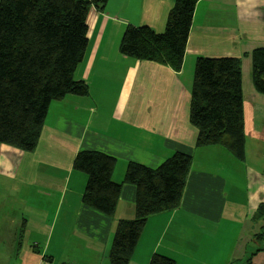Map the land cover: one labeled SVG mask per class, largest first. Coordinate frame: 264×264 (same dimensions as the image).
Returning <instances> with one entry per match:
<instances>
[{
    "label": "crops",
    "instance_id": "1",
    "mask_svg": "<svg viewBox=\"0 0 264 264\" xmlns=\"http://www.w3.org/2000/svg\"><path fill=\"white\" fill-rule=\"evenodd\" d=\"M176 0H109L87 17L89 45L75 78L87 96L49 107L39 144L25 152L0 143V264H111L119 219L135 216V185L125 182L116 215L83 200L82 150L115 157L117 182L129 162L156 168L176 152L194 158L179 207L157 208L129 264L163 254L176 264H235L262 222L264 94L252 81L253 50L264 47V0H199L182 69L121 54L129 25L165 29ZM241 60L245 159L222 145L198 147L190 122L196 58ZM253 264H264V251Z\"/></svg>",
    "mask_w": 264,
    "mask_h": 264
},
{
    "label": "trees",
    "instance_id": "2",
    "mask_svg": "<svg viewBox=\"0 0 264 264\" xmlns=\"http://www.w3.org/2000/svg\"><path fill=\"white\" fill-rule=\"evenodd\" d=\"M109 0H0V143L25 152L36 150L53 101L69 94L87 96L89 86L75 78L89 45L87 17ZM199 0H176L165 29L129 25L120 41L121 54L180 71ZM252 81L264 94V47L253 50ZM190 122L197 146L222 145L245 159V116L241 60L196 58L191 85ZM194 158L176 152L158 167L129 162L124 180L114 173L118 160L106 153L82 150L74 169L87 176L83 202L114 217L123 183L135 185V216L119 219L109 252L111 264H129L149 217L157 208L181 204ZM254 219L262 221L235 264H253L264 251V203ZM149 264H176L156 253Z\"/></svg>",
    "mask_w": 264,
    "mask_h": 264
},
{
    "label": "built area",
    "instance_id": "3",
    "mask_svg": "<svg viewBox=\"0 0 264 264\" xmlns=\"http://www.w3.org/2000/svg\"><path fill=\"white\" fill-rule=\"evenodd\" d=\"M43 264H49L48 262H45V263H43Z\"/></svg>",
    "mask_w": 264,
    "mask_h": 264
},
{
    "label": "rangeland",
    "instance_id": "4",
    "mask_svg": "<svg viewBox=\"0 0 264 264\" xmlns=\"http://www.w3.org/2000/svg\"><path fill=\"white\" fill-rule=\"evenodd\" d=\"M260 222H262V221H260Z\"/></svg>",
    "mask_w": 264,
    "mask_h": 264
}]
</instances>
